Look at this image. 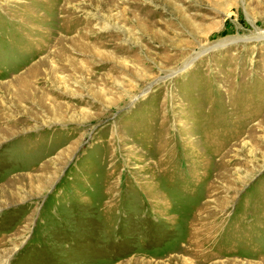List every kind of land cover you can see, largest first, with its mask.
Masks as SVG:
<instances>
[{"label": "rangeland", "instance_id": "1", "mask_svg": "<svg viewBox=\"0 0 264 264\" xmlns=\"http://www.w3.org/2000/svg\"><path fill=\"white\" fill-rule=\"evenodd\" d=\"M261 35L264 0H0V264H264Z\"/></svg>", "mask_w": 264, "mask_h": 264}, {"label": "bare ground", "instance_id": "2", "mask_svg": "<svg viewBox=\"0 0 264 264\" xmlns=\"http://www.w3.org/2000/svg\"><path fill=\"white\" fill-rule=\"evenodd\" d=\"M167 1V0H166ZM169 1V0H168ZM108 10H109V7H108ZM100 18V17H99ZM103 27L102 28H107V27H114L115 25H111V24H109L107 21H103ZM261 37H264V35H261ZM227 41V40H226ZM228 41H230V39L228 40ZM204 51V49H202L200 52H203ZM192 60V59H191ZM191 60H189V61H187L186 63H185V65L183 66V67H186V65L187 64H189L190 62H191Z\"/></svg>", "mask_w": 264, "mask_h": 264}, {"label": "water", "instance_id": "3", "mask_svg": "<svg viewBox=\"0 0 264 264\" xmlns=\"http://www.w3.org/2000/svg\"><path fill=\"white\" fill-rule=\"evenodd\" d=\"M19 248H17L15 251H14V253L18 250Z\"/></svg>", "mask_w": 264, "mask_h": 264}]
</instances>
